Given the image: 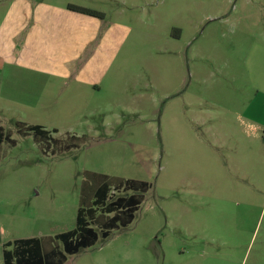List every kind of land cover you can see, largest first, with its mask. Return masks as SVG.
I'll return each mask as SVG.
<instances>
[{"label":"rangeland","instance_id":"374dc122","mask_svg":"<svg viewBox=\"0 0 264 264\" xmlns=\"http://www.w3.org/2000/svg\"><path fill=\"white\" fill-rule=\"evenodd\" d=\"M62 1L103 14L102 76L34 109L0 94V264L7 241L75 227L86 172L150 187L64 264H264V0Z\"/></svg>","mask_w":264,"mask_h":264},{"label":"crops","instance_id":"0c3cea01","mask_svg":"<svg viewBox=\"0 0 264 264\" xmlns=\"http://www.w3.org/2000/svg\"><path fill=\"white\" fill-rule=\"evenodd\" d=\"M68 5L83 7L62 0H0L3 99L34 109L47 101L49 86L59 81L68 83V90H98L102 72L94 59L101 42L99 22Z\"/></svg>","mask_w":264,"mask_h":264},{"label":"trees","instance_id":"16d2710c","mask_svg":"<svg viewBox=\"0 0 264 264\" xmlns=\"http://www.w3.org/2000/svg\"><path fill=\"white\" fill-rule=\"evenodd\" d=\"M67 8L93 18H103L102 13L88 8L74 5ZM15 126L19 134L31 133L46 143L60 144L65 141L53 139L50 132L40 125L28 126L16 122ZM4 143L13 144L14 140L0 125V148ZM69 147L70 144L61 146L62 150ZM85 174H88L91 184L81 187L75 227L53 238L18 239L4 243L3 264H64L67 256L93 246L99 238L106 239L112 230L124 228L134 220L135 212L150 187L147 182L96 178L87 172Z\"/></svg>","mask_w":264,"mask_h":264}]
</instances>
